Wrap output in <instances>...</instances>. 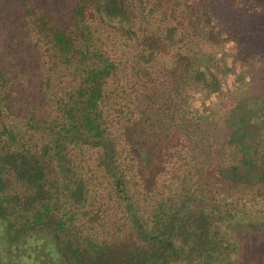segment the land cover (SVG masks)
Instances as JSON below:
<instances>
[{"label":"trees","instance_id":"obj_1","mask_svg":"<svg viewBox=\"0 0 264 264\" xmlns=\"http://www.w3.org/2000/svg\"><path fill=\"white\" fill-rule=\"evenodd\" d=\"M237 197L264 198V0H0V264H239Z\"/></svg>","mask_w":264,"mask_h":264},{"label":"rangeland","instance_id":"obj_2","mask_svg":"<svg viewBox=\"0 0 264 264\" xmlns=\"http://www.w3.org/2000/svg\"><path fill=\"white\" fill-rule=\"evenodd\" d=\"M237 199V201H241L242 203L238 205V207H246V208H250V210H255V211H259L260 213H264V211H261L259 209H257L256 207L254 206H248L246 203H244V201L248 200V201H252V200H263L264 201V198H253V197H237L235 198ZM244 200V201H243ZM248 255H244L245 258L239 263V264H264V246L262 248L260 252L258 250V248L256 249H248ZM254 259H256L254 261Z\"/></svg>","mask_w":264,"mask_h":264},{"label":"built area","instance_id":"obj_3","mask_svg":"<svg viewBox=\"0 0 264 264\" xmlns=\"http://www.w3.org/2000/svg\"><path fill=\"white\" fill-rule=\"evenodd\" d=\"M227 201H231V199L230 198H228L227 199ZM244 201V200H243ZM238 203H242L241 201H239ZM244 203H246L248 206H254V207H256L257 209H259V210H261V211H264V201L263 200H252V201H248V200H246V201H244ZM231 212L232 213H235L236 212V210H235V208H233L232 210H231Z\"/></svg>","mask_w":264,"mask_h":264}]
</instances>
